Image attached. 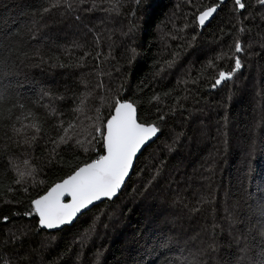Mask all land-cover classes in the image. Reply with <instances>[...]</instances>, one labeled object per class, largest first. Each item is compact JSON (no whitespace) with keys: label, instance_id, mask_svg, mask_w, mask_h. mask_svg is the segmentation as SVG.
<instances>
[{"label":"trees","instance_id":"1","mask_svg":"<svg viewBox=\"0 0 264 264\" xmlns=\"http://www.w3.org/2000/svg\"><path fill=\"white\" fill-rule=\"evenodd\" d=\"M187 2L189 18L194 21L195 10L213 0ZM241 2L245 8L236 11L234 0H226L205 27L194 24L193 36L200 43L220 39L230 44L240 34L241 25L244 29L246 14L252 13L255 23L249 22L240 37L244 41H240L241 53L246 49L258 58L251 70L242 71L261 84L264 19H259L252 0ZM49 5L50 0H0V61L11 57L8 62L15 71L3 83L10 82L12 95L26 104L23 112L15 108L10 118L0 120V217L9 216L8 223L0 222V264H173L186 244L194 251L201 242L198 237L211 233L217 225V255L223 260L235 257L238 264H249L253 255L264 259V239L256 229L251 234L247 231L249 223L261 219L257 208L264 200V114L259 116L264 109L258 108L261 102L264 105V96L245 91L250 84L241 88L235 81L231 86L233 80L213 89L219 71L229 69L207 52L194 61L191 77L172 70L163 72L171 54L159 31L170 30L167 19L170 8L176 7L175 0H127L124 14L109 27H95L98 32L90 35L80 53L90 52L93 65H103L111 77L108 83L102 79L100 88L99 80L89 77L85 86V76L95 74L90 65L78 67L75 60L80 57L66 52L73 40L56 36L51 29L48 32L53 37L46 33L44 38L35 36L31 19L39 20ZM102 29L116 37L101 41ZM118 36L129 38L130 44L126 46V39ZM196 44L193 46L201 47ZM129 48L134 56L126 54ZM227 64L232 66L230 61ZM39 66L55 68L58 74L40 79ZM105 92L109 101L102 104L96 96ZM86 99L101 116V123L115 100L121 99L135 106L141 120L158 123L161 132L139 153L116 197L93 204L61 230H38L35 218L22 215L30 200L75 164L94 157L95 150H102L99 141L90 152L69 143L55 151L47 148L74 126ZM159 116L164 119L158 120ZM12 124L17 128L39 126L42 144L34 143L29 154L35 157L31 163L41 186L15 183L19 176L10 159L19 149ZM5 200L13 203L5 204ZM230 217L244 223L229 228ZM168 237L172 238L169 247L161 248L160 242ZM235 237H240L239 244ZM245 246L248 254L236 255Z\"/></svg>","mask_w":264,"mask_h":264},{"label":"snow or ice","instance_id":"2","mask_svg":"<svg viewBox=\"0 0 264 264\" xmlns=\"http://www.w3.org/2000/svg\"><path fill=\"white\" fill-rule=\"evenodd\" d=\"M85 0H81L84 3ZM225 0L219 3L211 2L208 5L199 7L194 12V24L201 29L214 18L218 9L223 5ZM256 3L264 7V0H256ZM72 7L71 4L68 5ZM150 5H146L149 8ZM234 8L236 11L245 8V4L241 0H234ZM49 11L44 8L42 13ZM242 45L239 40L235 43V52L241 53ZM8 59H11L9 57ZM8 59L0 61V120H7L13 114V109L18 108L24 111L26 104L19 101V96L12 95L11 83H3L7 78L15 75L12 65ZM242 68V61L237 56L231 66L230 71L220 70L218 78L212 84L215 89L225 80H231L234 74ZM163 116H159L158 120H163ZM20 120V117H17ZM25 128H32L39 132V126L36 124L26 125ZM22 131L15 124L11 125V133L16 134ZM67 132V129H65ZM161 132L158 123L141 120L137 114V109L131 102L116 99L111 109L110 115L103 118L100 126L95 128V133L99 137L102 144V150H95V156L78 162L69 169V172L60 178L57 182L52 183L43 191L30 200V204L23 212V216L35 218V227L38 230H54L60 229L66 224H71L78 214L86 210L90 205L102 199H112L117 195L134 166V161L141 150ZM5 135L8 130L5 129ZM11 137H9L10 139ZM35 139V137H33ZM68 138L61 136L59 143L65 144ZM251 147L255 149V143ZM19 177H24L25 173L18 172ZM22 179H17V185L23 183ZM26 192L27 189H24ZM8 192H13L12 188H8ZM5 204L13 203L12 200H5ZM261 219H257L255 224L249 223L247 231L252 233L253 229L259 232L264 239V200H262L257 208ZM0 222L8 223L9 216L0 217ZM243 224L244 221L238 217H230L229 228L234 224ZM214 226L211 233H205L200 239V244L195 250L192 245L186 244L181 251H187L188 256L184 258L181 264H238L235 257L232 261H225L217 255L220 248V242L217 239L216 228ZM231 235V233H230ZM243 236V233H241ZM247 239L246 237H244ZM239 244L240 237H235ZM172 242V238L160 242L161 248H168ZM249 249L247 246L240 248L236 255L241 253L247 255ZM173 264H176L173 261ZM249 264H264V259H260L253 255Z\"/></svg>","mask_w":264,"mask_h":264},{"label":"rangeland","instance_id":"3","mask_svg":"<svg viewBox=\"0 0 264 264\" xmlns=\"http://www.w3.org/2000/svg\"><path fill=\"white\" fill-rule=\"evenodd\" d=\"M182 1V2H181ZM71 4L72 7L69 8L68 5ZM127 5V0H85L84 3H81V0H50L49 5V11L44 13L39 20L31 19L32 25L35 27L36 30V37H43V34H49L51 35L48 30L51 29V31L54 32V35L58 36V34L62 35L63 38H70L73 40V43H71V48H65L66 52L75 54L76 58L80 57V59H76L77 64L79 65H90L91 66V73H94L95 75L87 74L86 81L83 83V85L86 86L89 77H96V81L98 87L100 88L102 85V79H106V83L109 82V79L111 75H108L106 73L105 67L103 65H100L98 68H96L93 65V62L91 61L90 52H84L81 54L80 51H82L83 44L88 45L87 43L90 41L91 37L90 35L95 36V34L98 32V29L95 27H109L113 20L116 19L119 15L124 14V7ZM188 2L187 0H175V8L169 10V16H168V24L170 30H162L160 28L159 33H162L166 43V50L170 49V55L171 60L168 62L169 66H164L163 72L165 73L168 71H174L176 74L181 76V72L188 75V77H191V73L194 70L193 69V63L194 61L200 57V55H204L203 53L207 52V55H209V58H213L216 62H225V65H228V69L230 71L231 65L227 64L229 61L232 62V65L234 63V59L239 56L240 53L235 52V43L237 40L243 41L240 39V37L244 36V30H247V27L249 26L248 23H255L253 16L248 13L245 16V24L244 29L242 28V25L240 26V34H237L236 38L232 40V42L229 44L226 42H222L221 40H215V41H205L200 43L201 39L198 37L194 40V21L192 18H189V10L187 8ZM252 7L259 11V19H264V7L258 5L256 3V0H252ZM75 8V9H74ZM231 9V8H229ZM256 12V11H255ZM257 13V12H256ZM35 18V16H33ZM262 22V21H261ZM165 23V22H164ZM264 25V22H262ZM83 27L87 29V31L83 32ZM167 27V28H168ZM256 27V26H255ZM258 30V27H256ZM84 33L85 37H84ZM75 34V35H74ZM112 35V36H111ZM52 36V35H51ZM111 36V37H110ZM193 36V38H192ZM53 37V36H52ZM116 37L115 33H111L107 29H102V37L103 38H114ZM120 38L126 39V46L130 44V39L126 38L125 36ZM191 37V38H190ZM64 40V39H63ZM93 41V40H92ZM96 41V40H95ZM93 41V42H95ZM100 41V42H101ZM100 42H95L96 44H100ZM201 46V47H194L193 45ZM244 42V41H243ZM249 40H247V43ZM200 43V44H199ZM85 45V46H86ZM188 45V46H186ZM241 45L242 42H241ZM69 47V46H67ZM79 48V49H78ZM111 48H114V44L111 45ZM260 50L263 54L262 64L264 68V47H261ZM165 50V51H166ZM180 50H185L182 54H178ZM126 54H132L133 56L135 53L133 52V49H130L128 51H125ZM209 52V53H208ZM167 54V53H166ZM241 57L239 58L242 61V68L239 72L234 74V77L231 79L233 82H231V86L234 85L235 81L240 85L241 88L244 87L243 84H246L245 87L250 84L249 88L245 91H249L251 94L264 96V82L261 84H258L255 80V77L249 75L248 73L243 72V69L251 70L253 60H257L258 55H252L247 54V50L243 51L241 54ZM257 55V56H256ZM248 56L250 58H248ZM109 67V66H108ZM261 68V66H260ZM264 70V69H263ZM162 72V74H163ZM38 77L41 78H48L51 75L56 74L55 68H49L44 66H39L37 70ZM177 75V76H178ZM188 77H183L182 79H188ZM218 78V77H217ZM264 80V76H263ZM227 81V80H225ZM224 81V82H225ZM223 82V83H224ZM222 83V84H223ZM97 88L96 84L94 86V90ZM91 92V91H90ZM87 95V92L84 94V96ZM100 100L102 104H107L109 101L108 94L105 92L101 96H96V100ZM49 103L50 101H46ZM92 102V101H91ZM82 110L78 114V119L74 126L64 134V137L68 138L69 145L82 148L85 151H93L95 148V145L99 141V137L95 133V128L97 126H100L101 124V116L98 115L96 112H94L91 107L89 101L86 99L83 101ZM258 108L260 110L264 109V105L261 102V104H258ZM264 114V110L260 111L259 116L262 117ZM23 125L19 128L22 129L20 133L13 134L14 142L16 146L18 147V152L15 155H12L11 161L16 163V170L18 172L25 173L24 177H18V179H22L24 182L21 183L23 186L27 187L29 184H33V186H38L40 184V180L37 175V171L33 168V165L31 161L33 162V159L35 160V157L31 154L33 153V144H42L38 133L32 129V128H25ZM35 137V139H33ZM34 144V145H35ZM61 143H53L51 146L47 147L48 150L55 151V149L59 148ZM31 148V154H29V149ZM223 149L224 143H223ZM45 155V152H44ZM36 161V160H35ZM181 257L179 260H177L176 264H181V262L184 260L185 257L188 255L185 253V251L180 252Z\"/></svg>","mask_w":264,"mask_h":264},{"label":"water","instance_id":"4","mask_svg":"<svg viewBox=\"0 0 264 264\" xmlns=\"http://www.w3.org/2000/svg\"><path fill=\"white\" fill-rule=\"evenodd\" d=\"M225 1H226V0H225ZM219 2H220V0H219ZM224 3H225V2H224ZM224 3H223V4H224ZM215 15H216V14H215ZM215 15H214V16H215ZM210 21H211V20H210ZM210 21H209V22H210ZM222 83H223V82H222ZM134 107H135V106H134ZM155 138H156V137H154V138H153L148 144H150ZM148 144H147L145 147H147ZM145 147H144V148H145ZM144 148H143V149H144ZM143 149H142V150H143ZM142 150H141V151H142ZM138 155H139V154H138ZM136 158H137V157H136ZM135 160H136V159H135ZM134 164H135V161H134ZM132 169H133V168H132ZM131 172H132V170H131ZM131 172H130V174H131ZM129 176H130V175H129ZM128 178H129V177H128ZM128 178L126 179V181L128 180ZM126 181L124 182L123 186L125 185ZM123 186L121 187V189L123 188ZM121 189H120V190H121ZM120 190H119V192H120ZM119 192H118V193H119ZM118 193H117V195H118ZM117 195H116V196H117ZM116 196H115V197H116ZM113 198H114V197H113ZM102 200H103V199H102ZM102 200H100V201H102ZM100 201H96V202H94L93 204H96V203H98V202H100ZM93 204H92V205H93ZM92 205H90L87 209H89ZM87 209H86V210H87ZM86 210H84L82 213H84ZM82 213L78 214L77 217L80 216ZM77 217H76V218H77ZM76 218L74 219V221L76 220ZM74 221H73V222H74ZM73 222H72V223H73ZM72 223H71V224H72ZM71 224H66V225H64L63 227H65V226H70ZM63 227H62V228H63ZM62 228H60V229H54V230H45V231H47V232H54V231L61 230Z\"/></svg>","mask_w":264,"mask_h":264}]
</instances>
